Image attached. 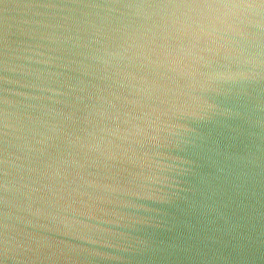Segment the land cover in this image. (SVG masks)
Listing matches in <instances>:
<instances>
[{
    "label": "water",
    "instance_id": "water-1",
    "mask_svg": "<svg viewBox=\"0 0 264 264\" xmlns=\"http://www.w3.org/2000/svg\"><path fill=\"white\" fill-rule=\"evenodd\" d=\"M0 264H264V0H0Z\"/></svg>",
    "mask_w": 264,
    "mask_h": 264
}]
</instances>
